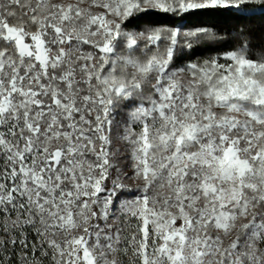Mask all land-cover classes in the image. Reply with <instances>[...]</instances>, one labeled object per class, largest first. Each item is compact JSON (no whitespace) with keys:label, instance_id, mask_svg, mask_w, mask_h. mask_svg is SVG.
I'll list each match as a JSON object with an SVG mask.
<instances>
[{"label":"snow or ice","instance_id":"1","mask_svg":"<svg viewBox=\"0 0 264 264\" xmlns=\"http://www.w3.org/2000/svg\"><path fill=\"white\" fill-rule=\"evenodd\" d=\"M248 12L0 0V264H264V36L180 23Z\"/></svg>","mask_w":264,"mask_h":264},{"label":"trees","instance_id":"2","mask_svg":"<svg viewBox=\"0 0 264 264\" xmlns=\"http://www.w3.org/2000/svg\"><path fill=\"white\" fill-rule=\"evenodd\" d=\"M248 7H255L254 5H249ZM244 16L250 17L248 20H238L237 17L234 16H226V17H206L200 16L196 14H192L189 16H185L180 23H183L187 28L194 29L198 26H210L213 23L220 24H235L237 22L244 23L250 26L253 30V34L256 37V41L260 42L261 37L264 36V17H262L259 13H244ZM147 19L159 20L161 22L170 23L174 18L169 16H160V17H149ZM215 30V29H214ZM218 48L216 40L203 37L199 40L193 41V49L196 52V58H204L210 55L215 54V49ZM189 54H191L192 50H185Z\"/></svg>","mask_w":264,"mask_h":264}]
</instances>
